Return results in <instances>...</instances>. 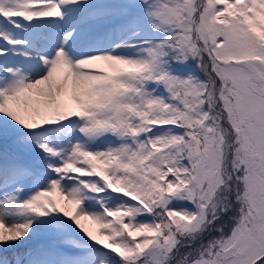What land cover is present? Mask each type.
Instances as JSON below:
<instances>
[{
    "label": "snow or ice",
    "instance_id": "1",
    "mask_svg": "<svg viewBox=\"0 0 264 264\" xmlns=\"http://www.w3.org/2000/svg\"><path fill=\"white\" fill-rule=\"evenodd\" d=\"M0 264H264V0H0Z\"/></svg>",
    "mask_w": 264,
    "mask_h": 264
}]
</instances>
